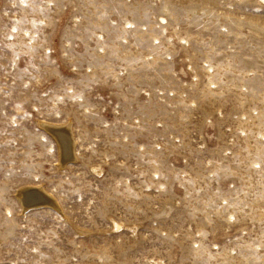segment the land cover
Segmentation results:
<instances>
[{
  "label": "rangeland",
  "instance_id": "rangeland-1",
  "mask_svg": "<svg viewBox=\"0 0 264 264\" xmlns=\"http://www.w3.org/2000/svg\"><path fill=\"white\" fill-rule=\"evenodd\" d=\"M0 264H264V0H0Z\"/></svg>",
  "mask_w": 264,
  "mask_h": 264
},
{
  "label": "bare ground",
  "instance_id": "bare-ground-1",
  "mask_svg": "<svg viewBox=\"0 0 264 264\" xmlns=\"http://www.w3.org/2000/svg\"><path fill=\"white\" fill-rule=\"evenodd\" d=\"M69 124V123H68ZM68 124H67V127H68ZM51 126H52V124H51ZM62 127H65V126H62ZM66 129V128H65ZM68 130V129H67ZM67 132V131H66ZM63 134H65V133H63ZM60 138H62V137H60ZM72 140V139H71ZM61 143V142H60ZM61 151V150H60ZM71 151V150H70ZM61 153H63V152H61ZM70 153V152H69ZM61 155H63V154H61ZM71 156H73V154H71ZM66 157V156H65ZM64 159V158H63ZM72 159V158H71ZM74 159V158H73ZM67 160H68V158H67ZM32 188H35V187H32ZM39 188V187H38ZM28 189V188H27ZM31 189V188H30ZM37 189V188H36ZM22 190H26V189H22ZM29 190V189H28ZM32 191V190H31ZM35 191V190H34ZM33 191V192H34ZM38 191V190H37ZM39 192V191H38ZM30 193V192H29ZM28 194V193H27ZM32 194V193H31ZM36 194V193H35ZM43 194V193H42ZM22 195V194H21ZM39 195V194H38ZM43 196H44V194H43ZM23 198H26V197H24V196H22ZM33 197V196H32ZM28 199H29V197H28ZM38 199H41L40 197L38 198ZM25 200V199H24ZM45 200V199H44ZM43 200V201H44ZM40 201V200H39ZM39 201H37L36 203H38ZM42 201V202H43ZM41 202V201H40ZM53 203V202H52ZM27 207V206H26Z\"/></svg>",
  "mask_w": 264,
  "mask_h": 264
}]
</instances>
